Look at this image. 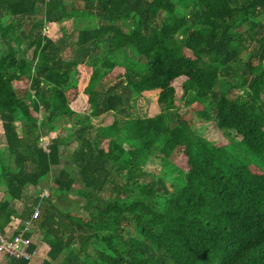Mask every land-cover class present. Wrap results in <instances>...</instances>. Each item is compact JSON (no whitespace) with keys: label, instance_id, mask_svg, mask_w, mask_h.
Segmentation results:
<instances>
[{"label":"trees","instance_id":"trees-1","mask_svg":"<svg viewBox=\"0 0 264 264\" xmlns=\"http://www.w3.org/2000/svg\"><path fill=\"white\" fill-rule=\"evenodd\" d=\"M68 21L72 60L64 32L57 41L44 33ZM180 79L183 107L226 143L179 114ZM145 92L160 112L132 117ZM80 95L84 115L71 109ZM107 113L111 124L96 129L91 119ZM0 126L10 198L0 201V233L18 234L42 207L38 233L24 234L29 252L47 246L40 264H264V0H0ZM52 133L45 152L40 139ZM70 145L81 212L54 204L75 184L66 169L52 178L53 195L12 209ZM152 159L161 169L144 181Z\"/></svg>","mask_w":264,"mask_h":264},{"label":"rangeland","instance_id":"rangeland-1","mask_svg":"<svg viewBox=\"0 0 264 264\" xmlns=\"http://www.w3.org/2000/svg\"><path fill=\"white\" fill-rule=\"evenodd\" d=\"M175 14L178 17H182L184 15L182 10H175ZM80 27H83L84 25H91L89 22H81ZM63 32L65 33V39L67 41V47L65 51L63 52V57L66 60H72L73 57V51L71 48V44L74 42L76 38V31L73 30V23L72 21L65 22L61 26H56V25H47L44 29V33L46 36H48L51 40L57 41L63 37ZM243 45L248 49V51H252L255 48V44L252 43L246 36L244 37V42ZM72 84H75L76 76L75 74H72ZM182 82V79L177 81V84L175 85V90H176V96H175V102L176 105L178 106V111L179 114L186 119L192 127L199 133L202 134L206 139L218 143H226L227 139L223 137L220 131H218L214 126L212 125H207L203 126L202 128L200 127L197 119L194 118L193 115H191L189 112H187L186 108L183 107V103L181 101V95L182 91L181 88L179 87V83ZM237 93L242 92V90H236ZM86 97L83 95H80V99L76 102L71 104V109L75 111L77 114H87L88 113V104L86 103ZM135 108L132 110V117H138V118H145V117H153L156 114L160 112V108L156 103V93L155 92H145L142 94L141 97H138L134 101ZM113 120V115L111 113L104 114L101 117L98 118H93L91 119V124L97 129L100 127L107 126L111 124ZM199 122V123H198ZM64 132L62 131L60 133L61 136H64ZM232 134V133H231ZM56 133H52L48 136H43L45 137H52L55 138ZM231 136H234L232 134ZM41 143V142H40ZM4 137L3 133L1 130L0 126V151L2 152L4 150ZM74 145H70L67 149L62 148V164L57 167H53L51 172L44 177L43 179L40 180L39 184L37 187L33 188L30 186H27L25 188V195H24V203L22 201V205L19 206L18 209L23 210L24 207H31L33 200L35 196H39L43 190H46L47 193L51 196L53 195L52 193V187H51V180L50 177L56 176L59 172L60 169H66L69 171L70 175L72 176L73 179H75V184L72 188V190L69 193L63 194L58 196L57 198L54 199V204L58 209L64 212H71L74 214H79L81 210L83 209V203L84 200L83 198L79 197L77 195V190L81 188V184L79 180L76 178V168L73 163V158H72V153L74 150ZM125 149H129V146L126 144L123 145ZM158 156V155H157ZM177 164H179L181 168H184L183 166V161H176ZM161 169V165L159 160L152 159L148 162V164L144 167L143 171L145 173V176H143L144 181H150L151 180V175H157ZM176 187L180 188V186L183 183V173L178 172L175 173L172 178H171ZM102 196L106 197L105 193H102ZM10 198L7 196V194L3 191V188L0 187V201L1 200H9ZM39 208V217L33 221V226L30 229L31 232L35 231V233H38V230L36 229V225L38 222L41 220L42 215H43V209L42 207ZM18 212V211H16ZM20 212V211H19ZM35 234V235H36ZM38 246L36 247V255L34 258L30 261V264H40V262L46 258V252H47V246L43 243H37ZM8 262L6 257L0 256V263L1 264H6Z\"/></svg>","mask_w":264,"mask_h":264},{"label":"built area","instance_id":"built-area-1","mask_svg":"<svg viewBox=\"0 0 264 264\" xmlns=\"http://www.w3.org/2000/svg\"><path fill=\"white\" fill-rule=\"evenodd\" d=\"M53 138L45 137L40 139V147L45 151L49 152L48 146ZM46 190H43L39 195L40 198L48 197ZM39 217L38 206L34 209L33 214L29 220L24 222V227L19 231L18 234L14 235L13 232L8 234L0 233V256L8 257L15 260L31 261L36 255V250L31 253L29 252L30 240L26 239L24 234L29 231L33 226V221Z\"/></svg>","mask_w":264,"mask_h":264},{"label":"crops","instance_id":"crops-1","mask_svg":"<svg viewBox=\"0 0 264 264\" xmlns=\"http://www.w3.org/2000/svg\"><path fill=\"white\" fill-rule=\"evenodd\" d=\"M54 176H52V177H50V180H52V178H53ZM2 201V200H1ZM23 203H24V199H23ZM22 201L21 202H19V201H10V207L12 208V209H14L15 211H21L20 209H18L19 208V206H21L22 204ZM10 233H12V231H9L8 232V234H10Z\"/></svg>","mask_w":264,"mask_h":264}]
</instances>
